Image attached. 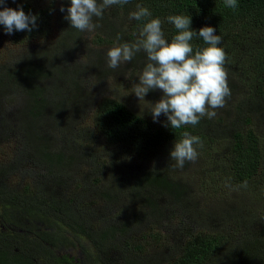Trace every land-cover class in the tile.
<instances>
[{"label":"rangeland","instance_id":"rangeland-1","mask_svg":"<svg viewBox=\"0 0 264 264\" xmlns=\"http://www.w3.org/2000/svg\"><path fill=\"white\" fill-rule=\"evenodd\" d=\"M28 1L33 2L34 9L46 10L43 18L37 19L36 29L31 33L24 31L6 35L0 25V79L3 83L0 85V186H5L6 193L22 195L28 189L42 199H51V194L55 198L62 197L66 205L74 207L78 217L95 229L131 220L135 213H141L142 217L132 233L137 236L136 242L145 235L140 239H147L149 244L146 252L135 255L138 264H166L172 261L187 240L199 231L220 230L230 236L229 242L232 244L223 254L221 252L217 261L224 258L227 251L234 252L239 244L250 237H258L263 217L252 223L244 220L234 223L236 217L243 219L247 216L235 204L261 208L253 196L261 197L263 193L259 191H264V186L254 183L255 186L249 190L233 184L225 168L232 132L246 125L245 116L240 117L236 110L242 99L240 95L248 93L245 72L237 71L231 63L225 67L231 95L226 98L224 107L215 109L217 114L213 119L203 118V150L196 148L197 159L194 162L186 161L182 168L175 166L176 162L174 164L185 181L189 182L187 199L179 204H170L166 200L165 203L161 202L165 210L163 214L157 212L144 216L147 210L128 191L130 183H135L138 173L145 168L171 166L170 151L174 146L156 158L136 159L125 145L109 144L95 125L98 105L106 98L118 99L153 119L152 104L163 95L160 90L151 91L145 100L140 101L132 93L133 83H139L138 78L147 63L143 51L130 62L121 63L115 70L107 67L109 49L137 41L130 37L131 27L136 25V20L129 19L130 13L125 8L114 5L104 10L102 18L93 17L97 27L80 32L71 28L70 22L64 19L67 12H60L61 7L71 6L70 0H16L15 3L7 0L5 6L19 10V6ZM98 36L106 37L111 43L97 44ZM252 44L247 46L245 53L233 57L232 63L238 64L245 57L247 63L252 64L254 59L251 58L256 55L252 50L256 46ZM28 59L43 64L51 73L50 77L39 81L50 105L38 110L42 115L37 122L32 121L34 116L29 113L33 99L27 89L8 84L5 77L8 69ZM235 74L241 81L239 88L231 80ZM231 87L236 89L231 90ZM253 118L254 131L264 137V112L256 111ZM165 121L167 117L162 114L158 123ZM31 122L34 124L29 126ZM34 130L40 133L42 141H46L54 152L75 154L77 160L73 166L57 172L56 176H50L46 163L36 150L37 142L41 141ZM249 211L252 213L253 209ZM208 213L215 216L206 223L203 218ZM7 216V220L0 218V232L8 235L17 233L15 245L22 237L31 239L32 235L24 228L30 222L47 227L43 221L18 218L19 221L15 222V215ZM212 226L215 228L211 229ZM64 235L70 240L73 238L67 232ZM129 240L128 236L117 237L98 252H109L110 257L121 258L125 255L124 251L126 254L130 251L128 246L124 247ZM86 245L93 250V258L82 262L87 250L81 249L78 242L73 248L68 241L65 246L61 245L59 251L71 253L72 257H76L75 261L82 264H100L94 258L98 252L89 241ZM118 249H122L121 252Z\"/></svg>","mask_w":264,"mask_h":264},{"label":"trees","instance_id":"trees-1","mask_svg":"<svg viewBox=\"0 0 264 264\" xmlns=\"http://www.w3.org/2000/svg\"><path fill=\"white\" fill-rule=\"evenodd\" d=\"M137 5L148 8L151 17L136 21V25L131 27L130 37L136 40L140 39V31L149 19L159 18L162 21L165 38L170 43L173 36L177 34V30L167 21V17L175 15L191 17V29L197 33L203 27H213L216 29V35L222 37V43L218 46L222 47L226 53L224 67L230 66L231 63L237 71L245 72L249 86L248 93L240 95L242 99L236 108L240 117L245 116L246 125L232 132L225 165L226 174L231 183L249 190L250 187L255 186L254 183L264 186V137L258 136L252 127L255 122L254 113L264 112V0H237L238 6L235 9L227 7L225 0H129L126 5L116 6L123 7L131 13L137 10ZM22 6L26 14L36 15L38 19H42L46 13V10L41 8L34 9L31 1ZM96 43H111V40L98 36ZM191 43L194 52L197 48L207 47L202 38L194 37ZM250 43L254 44H252L253 47L256 46L252 49L256 53L251 58L254 59L253 63H247L245 57L238 60V64L232 63V58L245 53ZM50 75L51 73L47 72L43 64L29 59L5 72L8 84L23 86L32 97V108L29 113L34 116L32 119L34 122H37L42 115L39 111L50 105L45 98L44 89L39 85V81ZM231 80L237 85L236 88H239L241 81L236 74ZM2 84L1 80L0 85ZM236 88L231 87V90ZM202 121L203 118L195 126L189 125L180 129L164 127L166 121L153 122V119L138 113L115 98L102 100L95 114L96 128L106 141L111 145H125L136 159L141 160H150L165 153L174 146L175 142L183 138L185 132L199 137L203 145L205 132ZM34 122H31L29 126ZM35 133L41 141L37 142L36 150L41 160L46 163L50 176H56L57 172L60 173L67 167L73 166L77 160L75 154H67L65 151L54 152L46 141H42L43 137L40 133L37 131ZM195 147L203 150L199 145ZM174 164L175 161H172L171 166L145 168L138 173L135 183H130L131 187L128 191L147 210L144 216L148 213L155 215L157 212L159 215L163 214L165 210L161 202L165 203L166 200L170 204H179L187 199L189 182L185 181ZM6 192L5 186H0V218L2 220L4 217L7 220V215L11 214L16 216L15 222L19 221L18 218L30 221L33 219L43 221L47 227L42 228L32 222L28 226L25 225L26 232L32 235L31 239L22 237L18 245L14 244L17 233L11 232L8 235V233L0 232V264H71V262L82 264L83 260L93 258V250L86 245L87 241L98 252L117 237L127 236L130 240L124 243V247L130 248L128 254L124 251L125 255L121 258H112L109 252L99 251L98 253L102 252L103 255L97 253L94 258L100 264H138L135 255L148 250L149 241L140 239L145 235L139 237L140 241L136 242L137 236L132 233L137 221L142 217L141 213H135L131 220L95 229L82 217H78L74 207L66 205L62 197L55 198L51 194V199H46L45 196L42 199L28 189L22 195ZM259 193H263L261 197L253 196V198L262 207L248 208L244 203L235 204L237 209L247 216L243 219L236 217L234 222L244 220L252 223L263 217L262 230L258 237H250L239 244L234 252L227 251L223 255L225 257L217 261L216 259L223 254V251L232 244L229 242L230 236L220 230L199 231L187 240L177 257L172 261L168 260L166 264H221L224 261L227 264H264V191L260 189ZM107 197L110 198L111 195ZM249 209H253V212L251 213ZM213 216L215 214L208 213L203 219L207 223ZM48 227L55 229L50 230ZM213 228L215 227L212 226L211 229ZM65 232L73 238L68 239L64 235ZM68 241L73 248L78 242L81 249L87 250L85 259L77 262L76 257H72L71 253L63 254L59 251L61 245L65 246ZM121 250L118 249V252Z\"/></svg>","mask_w":264,"mask_h":264},{"label":"clouds","instance_id":"clouds-1","mask_svg":"<svg viewBox=\"0 0 264 264\" xmlns=\"http://www.w3.org/2000/svg\"><path fill=\"white\" fill-rule=\"evenodd\" d=\"M70 2L71 6L61 7L60 12H67L64 19L70 22L71 28L85 32L98 26L93 23V17L102 18L106 8L126 5L129 0ZM6 3L7 0H0V7L3 8L0 11V25L6 35L24 31L31 33L38 27L36 15L26 14L22 5L16 10L6 7ZM225 5L233 9L238 6L237 0H225ZM136 8L129 14L130 20L141 21L151 17L148 8L141 5ZM167 21L177 30L170 43L162 30V21L159 18L149 19L140 31V39L108 50L107 67L115 70L121 63L130 62L137 53H146L147 63L138 78L139 83H133L132 93L142 101L149 92L160 90L163 95L151 107L153 122H159L163 114L167 117L164 127L180 129L195 126L204 117L213 119L217 114L215 109L225 106L231 91L224 67L226 53L218 46L222 43V37L216 35V29L203 27L197 33L191 29V17L184 15L169 16ZM194 37L202 38L207 47L197 48L194 52L191 43ZM195 145L203 146L199 137L191 136L188 132L174 143L170 159L176 162L175 166L182 168L186 161L194 162L197 159Z\"/></svg>","mask_w":264,"mask_h":264}]
</instances>
